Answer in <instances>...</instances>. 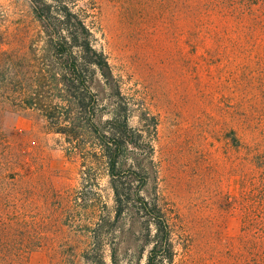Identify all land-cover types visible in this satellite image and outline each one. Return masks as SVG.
I'll use <instances>...</instances> for the list:
<instances>
[{"label": "rangeland", "instance_id": "obj_1", "mask_svg": "<svg viewBox=\"0 0 264 264\" xmlns=\"http://www.w3.org/2000/svg\"><path fill=\"white\" fill-rule=\"evenodd\" d=\"M74 2L111 73L88 109L100 133L127 120L133 144L112 180L30 0H0V162L17 174L0 208L26 214L29 263L146 264L160 211L166 264H255L241 228L264 189V0Z\"/></svg>", "mask_w": 264, "mask_h": 264}, {"label": "trees", "instance_id": "obj_2", "mask_svg": "<svg viewBox=\"0 0 264 264\" xmlns=\"http://www.w3.org/2000/svg\"><path fill=\"white\" fill-rule=\"evenodd\" d=\"M74 1L71 3L69 0H30L36 18L44 23L47 31V51L53 58L55 75L59 77L64 90L73 94L74 102H69V105L72 104L79 114L75 120L80 121L79 116H83L87 127L84 129L100 140L108 174L114 180L118 177L117 172L122 169V149L133 144V134L130 133L127 120L121 122L116 114L108 121L113 126L112 131L108 134L100 133L94 113L88 109L96 73L99 71L106 78H109L111 73L107 59L93 46L92 33L86 23V13H83L81 8L75 11L77 5ZM45 116L50 118L49 113ZM55 132L67 135V131L61 127ZM6 171L4 162H0V200L6 194L4 183L8 180L17 182V174ZM137 174L135 172V175ZM11 185L15 186V183ZM113 188L116 203L120 206L125 195L121 194L115 182ZM138 197L142 210L149 211L147 201L140 195ZM259 199L261 202L257 209L253 207L252 201L248 200V210L241 230L246 244H249L252 238L253 247H256L253 248L255 264H264V189H261ZM16 209L9 211L0 208V264H30L28 255L41 247V244L33 243L30 239L19 240L16 237V229L21 222L19 220L26 215L23 213L21 216ZM153 224L157 230L156 239L146 264H166L172 260L171 238L167 222L160 211L156 212Z\"/></svg>", "mask_w": 264, "mask_h": 264}]
</instances>
